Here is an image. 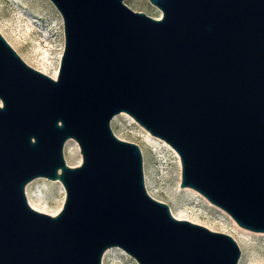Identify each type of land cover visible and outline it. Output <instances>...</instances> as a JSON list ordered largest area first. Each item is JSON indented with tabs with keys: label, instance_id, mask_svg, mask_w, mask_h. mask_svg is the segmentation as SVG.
Returning a JSON list of instances; mask_svg holds the SVG:
<instances>
[{
	"label": "water",
	"instance_id": "obj_1",
	"mask_svg": "<svg viewBox=\"0 0 264 264\" xmlns=\"http://www.w3.org/2000/svg\"><path fill=\"white\" fill-rule=\"evenodd\" d=\"M50 0L64 22L56 79L0 33V264H239L228 234L176 219L146 189L138 145L111 128L126 113L170 145L183 188L264 233V0ZM82 164L70 167L66 142ZM57 181L56 216L26 187Z\"/></svg>",
	"mask_w": 264,
	"mask_h": 264
},
{
	"label": "rangeland",
	"instance_id": "obj_2",
	"mask_svg": "<svg viewBox=\"0 0 264 264\" xmlns=\"http://www.w3.org/2000/svg\"><path fill=\"white\" fill-rule=\"evenodd\" d=\"M15 1L0 0V33L3 37L9 38L11 36L19 41L20 47L14 46L13 49L29 66L40 71L42 68L40 58L45 57L48 76L51 77L57 73L58 77L65 49L64 22L61 14L50 0ZM125 3L135 12H142L156 19L162 17V12L153 6L149 0H127ZM21 12L27 16V19L19 17ZM27 21L31 23L30 31H26L27 25L25 23ZM117 116H119L118 119L114 123L113 120L111 122L112 131L120 140L134 143L140 147L143 164L145 163L144 169L145 165L149 164L147 173L151 185L150 190L158 192L157 198L154 199L167 204L173 210L186 211L195 221H199L200 225L212 227L210 229L212 231L221 232L220 229L224 228L227 231L225 234L234 238L233 223L226 211L216 205H214L215 207L208 206L201 198L203 195L194 189L192 190L196 193L192 196L183 197L181 195L179 185L181 186L182 183V169L180 176V169L174 154L177 152L165 141L152 136L128 114L120 113L115 117ZM64 157L70 167L82 164L80 149L74 140L71 142L70 149L66 152L64 150ZM40 179L51 182V187L47 191L42 190V192L36 193V195H39L50 209L59 208L58 213H60L66 199V193H60L59 186H62L61 183L45 178ZM33 192L35 194V190ZM192 209H195V214L189 213ZM240 240L246 245L244 264H251L250 255L255 259L254 264H264V237L240 238ZM123 252L122 249L115 248L104 264H138L128 254L125 256Z\"/></svg>",
	"mask_w": 264,
	"mask_h": 264
},
{
	"label": "bare ground",
	"instance_id": "obj_3",
	"mask_svg": "<svg viewBox=\"0 0 264 264\" xmlns=\"http://www.w3.org/2000/svg\"><path fill=\"white\" fill-rule=\"evenodd\" d=\"M15 1V0H13ZM16 2V1H15ZM21 18H25L27 19L22 12L20 14ZM25 25H27V28H26V31H30L31 30V23L29 21H27L25 23ZM9 35V34H8ZM7 35V36H8ZM5 39H7V42L12 46H16V47H20V43L19 41L13 39L11 36L9 38H7L6 36H4ZM46 41V40H45ZM40 60L42 61V68L40 69V71L46 75H48V68H47V65H46V59L45 57H41ZM52 78L56 79L57 77V73H55L54 75H51ZM119 116L115 117L113 119V123L118 119ZM135 122V121H134ZM73 140H69L68 142H66L65 144V152L68 151V149H70L71 147V142ZM76 145V144H75ZM175 154V157L177 158V164H178V167L180 169V176H181V162H180V159H179V156L174 152ZM145 164V163H144ZM149 164L145 165V169H144V175H145V184H146V189L148 191V194L152 197V198H157L156 196L158 195V192L156 190L154 191H151L150 188H151V185H150V180H149V176H148V173H147V168H148ZM39 181H42V182H39ZM51 182H48L47 180H42V179H37L33 182H31L27 187H26V196H27V199H28V202L30 204V206L39 211V212H42V213H46V214H49V215H52V216H56L59 212V208H53V209H50L47 205L46 202H44V200L39 196V195H36V193H40L42 192V190L44 191H47L50 189L51 187ZM179 188H180V191H181V195L183 197H187V196H192L194 193H196L195 191H193L192 189L190 188H183L182 186L179 185ZM59 189H60V193L61 194H65L64 192V189L62 186H59ZM33 190H35V194L33 192ZM201 196V195H200ZM201 198L204 200V202L210 206V207H215L214 204H212L210 201L206 200L203 196H201ZM170 210H171V213L172 215L178 219V220H184V221H189V222H192V223H195V224H198L200 225L201 223L198 221H195L191 215H189L186 211L184 210H173L172 207H170ZM190 214H195V209H192L190 212ZM230 218V217H229ZM230 220L232 221L233 223V233L235 234V241L237 242V244L239 245L241 251H242V255H241V258H240V261H239V264H244L245 262V258H246V253H245V243L243 241L240 240V238H246V239H251L252 237H260V236H263L264 237V233H255V232H251V231H248L246 229H243L241 228L233 219L230 218ZM206 226V225H204ZM208 227L209 229H212V227H209V226H206ZM221 232H224L226 233V229L224 228H221L220 229ZM115 248L113 249H109L105 252L104 254V257H103V264L105 263L106 259L108 256L112 255V252ZM123 254L125 256H128L127 253L123 252ZM250 255V254H249ZM250 261H251V264H254L255 263V259H253V256L250 255Z\"/></svg>",
	"mask_w": 264,
	"mask_h": 264
}]
</instances>
